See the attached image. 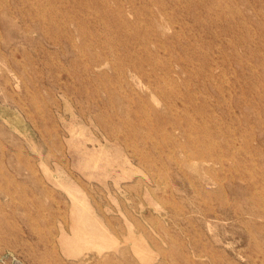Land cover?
Returning a JSON list of instances; mask_svg holds the SVG:
<instances>
[{"label":"rangeland","instance_id":"obj_1","mask_svg":"<svg viewBox=\"0 0 264 264\" xmlns=\"http://www.w3.org/2000/svg\"><path fill=\"white\" fill-rule=\"evenodd\" d=\"M0 264H264V0H0Z\"/></svg>","mask_w":264,"mask_h":264},{"label":"bare ground","instance_id":"obj_2","mask_svg":"<svg viewBox=\"0 0 264 264\" xmlns=\"http://www.w3.org/2000/svg\"><path fill=\"white\" fill-rule=\"evenodd\" d=\"M163 184V183H162ZM163 185H166V183H164ZM140 192V191H139Z\"/></svg>","mask_w":264,"mask_h":264}]
</instances>
